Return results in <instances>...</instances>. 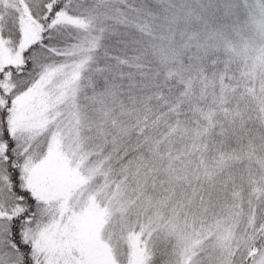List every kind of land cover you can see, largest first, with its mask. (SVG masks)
I'll list each match as a JSON object with an SVG mask.
<instances>
[{
    "label": "snow or ice",
    "instance_id": "snow-or-ice-1",
    "mask_svg": "<svg viewBox=\"0 0 264 264\" xmlns=\"http://www.w3.org/2000/svg\"><path fill=\"white\" fill-rule=\"evenodd\" d=\"M0 264H264V0H0Z\"/></svg>",
    "mask_w": 264,
    "mask_h": 264
}]
</instances>
